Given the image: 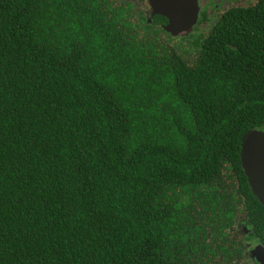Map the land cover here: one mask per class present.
I'll list each match as a JSON object with an SVG mask.
<instances>
[{"label": "trees", "instance_id": "1", "mask_svg": "<svg viewBox=\"0 0 264 264\" xmlns=\"http://www.w3.org/2000/svg\"><path fill=\"white\" fill-rule=\"evenodd\" d=\"M220 4L173 37L147 0H0V264H259L264 0Z\"/></svg>", "mask_w": 264, "mask_h": 264}, {"label": "water", "instance_id": "2", "mask_svg": "<svg viewBox=\"0 0 264 264\" xmlns=\"http://www.w3.org/2000/svg\"><path fill=\"white\" fill-rule=\"evenodd\" d=\"M147 3L150 18H165L162 28L173 37L191 32L199 18V0H147ZM240 162L252 192L264 206V130H250L242 138ZM253 253L256 261L264 264L262 250L255 247Z\"/></svg>", "mask_w": 264, "mask_h": 264}, {"label": "rangeland", "instance_id": "3", "mask_svg": "<svg viewBox=\"0 0 264 264\" xmlns=\"http://www.w3.org/2000/svg\"><path fill=\"white\" fill-rule=\"evenodd\" d=\"M216 2L220 1V7L216 11H212L208 9V11L211 14H214L215 16L221 14L225 9L230 8L232 6H248L256 2V0H215ZM205 2V0H202L201 3ZM250 264V263H249Z\"/></svg>", "mask_w": 264, "mask_h": 264}, {"label": "flooded vegetation", "instance_id": "4", "mask_svg": "<svg viewBox=\"0 0 264 264\" xmlns=\"http://www.w3.org/2000/svg\"><path fill=\"white\" fill-rule=\"evenodd\" d=\"M200 5V4H199ZM217 7H218V5H217Z\"/></svg>", "mask_w": 264, "mask_h": 264}]
</instances>
